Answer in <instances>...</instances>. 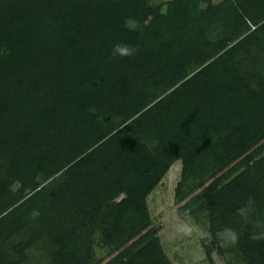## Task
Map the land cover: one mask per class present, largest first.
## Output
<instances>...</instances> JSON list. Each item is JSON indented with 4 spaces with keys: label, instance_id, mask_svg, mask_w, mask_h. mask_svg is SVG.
Returning <instances> with one entry per match:
<instances>
[{
    "label": "trees",
    "instance_id": "obj_1",
    "mask_svg": "<svg viewBox=\"0 0 264 264\" xmlns=\"http://www.w3.org/2000/svg\"><path fill=\"white\" fill-rule=\"evenodd\" d=\"M177 161L211 264H264V0H0V264H173Z\"/></svg>",
    "mask_w": 264,
    "mask_h": 264
},
{
    "label": "rangeland",
    "instance_id": "obj_2",
    "mask_svg": "<svg viewBox=\"0 0 264 264\" xmlns=\"http://www.w3.org/2000/svg\"><path fill=\"white\" fill-rule=\"evenodd\" d=\"M180 169L181 163L175 162L147 198L153 225L159 228L165 254L173 264H211L205 251V245L212 241L205 216L196 219L181 212V206L188 198L177 202L174 196ZM230 244L225 234L219 245H213L211 258L214 264H242L235 254L227 251Z\"/></svg>",
    "mask_w": 264,
    "mask_h": 264
},
{
    "label": "clouds",
    "instance_id": "obj_3",
    "mask_svg": "<svg viewBox=\"0 0 264 264\" xmlns=\"http://www.w3.org/2000/svg\"><path fill=\"white\" fill-rule=\"evenodd\" d=\"M137 52L135 47L129 46L127 44H116L113 46L112 53L113 55H118L121 57L132 56ZM235 239V237H233Z\"/></svg>",
    "mask_w": 264,
    "mask_h": 264
},
{
    "label": "crops",
    "instance_id": "obj_4",
    "mask_svg": "<svg viewBox=\"0 0 264 264\" xmlns=\"http://www.w3.org/2000/svg\"><path fill=\"white\" fill-rule=\"evenodd\" d=\"M123 194H121L117 199H116V201H118V200H120L121 198H123Z\"/></svg>",
    "mask_w": 264,
    "mask_h": 264
}]
</instances>
